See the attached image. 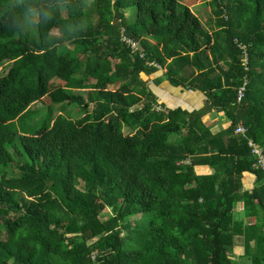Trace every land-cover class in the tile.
Wrapping results in <instances>:
<instances>
[{
  "label": "trees",
  "instance_id": "obj_1",
  "mask_svg": "<svg viewBox=\"0 0 264 264\" xmlns=\"http://www.w3.org/2000/svg\"><path fill=\"white\" fill-rule=\"evenodd\" d=\"M208 3L216 28L181 0H0V264H236L239 234L264 264V0Z\"/></svg>",
  "mask_w": 264,
  "mask_h": 264
},
{
  "label": "rangeland",
  "instance_id": "obj_2",
  "mask_svg": "<svg viewBox=\"0 0 264 264\" xmlns=\"http://www.w3.org/2000/svg\"><path fill=\"white\" fill-rule=\"evenodd\" d=\"M181 2H185L189 6L191 12H193L195 15L198 16V18L200 19V21L202 22V24L204 25L205 28L210 29V28H216L217 27V25L215 24L214 15H213V12L211 11V7H210V5L208 3V0H181ZM126 13L129 14L128 11ZM151 63H152L151 66H155V67L160 68V66L155 61H152ZM149 76H150V74L148 75V79H147V75H145V74L141 75V77L144 80H146L147 83H148L149 80H151V78L149 79ZM59 81L60 80L55 78L53 82L56 83V82H59ZM116 86H117V84L109 85L108 89H114V88H116ZM87 90L88 91H83V90H80V89H75L74 90L75 92H81L84 97H86L87 94H89L88 95L89 96L88 97L89 106L84 111H81V110L77 109L76 107L75 108H71V110L68 109L70 111V114L73 117L86 116L90 112L91 108L94 107V101L90 98V97L94 96L92 94V88L87 89ZM42 103L43 102H41V101H37V102L34 103L33 106H38V107L42 106V105L44 106V103L43 104ZM53 107L55 108V111H56V109H57L56 105H54ZM211 115L215 116L216 115V111L215 110H211ZM36 119H38V117H34L33 118V120H36ZM30 122L31 121H29L28 123H30ZM216 124L214 123L213 125L210 126V128L211 129H216V126H215ZM244 176L245 177H244V179H242V181L243 180L246 181V179H247V177H246L247 174H245ZM250 178H252L251 180H253L252 176ZM253 183H254V181H253ZM248 184L251 185V182L248 183ZM245 188H247V187H245ZM242 204H243V202L239 201L237 203V205L235 206L236 210L241 209ZM110 213H111V210L108 209V208H105L100 214L101 218L105 219L106 217H108L110 215ZM235 216L236 217H241L242 214L241 213H235ZM242 252H243V238H242V235L239 234V235H235V237H234V247L232 248V250L228 251L226 253V255H224V256H227L228 258H231L232 260H235L236 264H249V262L247 261L248 259L246 257H242Z\"/></svg>",
  "mask_w": 264,
  "mask_h": 264
},
{
  "label": "crops",
  "instance_id": "obj_3",
  "mask_svg": "<svg viewBox=\"0 0 264 264\" xmlns=\"http://www.w3.org/2000/svg\"><path fill=\"white\" fill-rule=\"evenodd\" d=\"M164 71H165V69L162 71L155 72L154 74H152L153 76L151 75L152 76L151 79H153L155 77H159V76L162 77ZM154 91L156 93V98L160 101H163L165 103V105L171 104V102L180 103V104H184L185 107L192 109V108L200 106V104L203 102V101H201L202 98L200 97V95L197 92L193 91V89H188V91H184L185 93L184 92L180 93L179 91L174 89L172 86H170L168 84V80H166V79H163L157 85V87H155ZM210 114H211V111L207 115L210 116ZM214 117L211 121L212 122L211 125H213L214 123L215 124L217 123L215 125L217 130L212 129L213 132H216L219 130L221 124L219 125L218 120L215 119L216 117L215 118ZM195 169L199 173H207L208 172V169L205 166H199V167H196ZM245 174H247V176H246L247 179H246V181H244V180L242 181L243 182V189L249 190L252 188V185L254 184L253 181L255 180V177H254V175H252L250 173H245ZM244 175H243V179L245 177ZM251 176L253 177V180H251L252 179V178H250ZM250 182H251V185L248 184ZM245 187H247V188H245Z\"/></svg>",
  "mask_w": 264,
  "mask_h": 264
},
{
  "label": "built area",
  "instance_id": "obj_4",
  "mask_svg": "<svg viewBox=\"0 0 264 264\" xmlns=\"http://www.w3.org/2000/svg\"><path fill=\"white\" fill-rule=\"evenodd\" d=\"M120 40L124 43H126L127 45H129L133 50H137L138 44L135 40H133L130 37H126L125 35H121ZM244 61L246 62L245 56H244ZM152 63H150L151 65ZM244 85L239 86L238 90H237V94H236V99L237 101H240L241 98L243 97L244 94ZM155 108L157 110H161L162 107H160V105H156ZM234 133H240L245 135L246 133V128L244 127L243 124L238 123L235 125L234 127ZM247 144L250 147V151L251 153L254 155L256 163L255 166L259 167L262 169L263 174H264V153H263V148L258 145L255 141H253L251 138H248V142ZM246 221L251 224L254 222L253 217H248L246 218Z\"/></svg>",
  "mask_w": 264,
  "mask_h": 264
}]
</instances>
